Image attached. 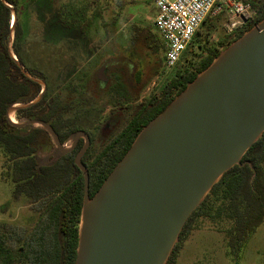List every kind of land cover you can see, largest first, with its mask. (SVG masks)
<instances>
[{
  "label": "trees",
  "instance_id": "obj_1",
  "mask_svg": "<svg viewBox=\"0 0 264 264\" xmlns=\"http://www.w3.org/2000/svg\"><path fill=\"white\" fill-rule=\"evenodd\" d=\"M31 1L37 5L40 0ZM238 1L249 4L256 13L255 18L226 34L216 44L200 32L206 20L189 45L196 43L197 52H193L187 64L165 83L160 95H152L144 100L140 98L139 86L143 84V76L133 63L134 51L122 57L132 64L128 67L135 72L130 68V75L126 74L125 69L120 73L111 70L113 62L108 63L110 68L104 64L100 68L101 77L90 78L94 96L100 97L107 88L110 90L108 101L99 110V104L93 101L97 98H86L83 94L86 87L82 83H78L76 88L75 84H69L70 81H62L63 76H68V73H63L68 72L73 64L79 66V72L82 64L77 60L89 54L86 52L88 44L84 43L88 28L86 21L83 20L82 25L73 23L69 6L61 5L57 9L56 32L59 36L56 42L49 35L51 27L43 21L44 35H41L39 21L37 38L26 39L24 26L20 22L26 0H5V3L0 0V150L4 155L1 175L2 179L15 186L14 201L27 199L32 211L39 215L31 229L0 223V264H77L80 243L85 176L76 160L86 142L79 138L71 151L59 153L53 162L47 161L48 158L40 159L42 148L54 145L50 134L40 127L13 125L8 118L10 108L30 104L42 92V85L26 76L22 68L32 78L43 81L46 91L35 103L19 108L15 118L19 123H45L54 130L62 145L70 141L74 143L80 133L87 136L89 145L81 163L89 173L92 199L129 152L141 131L213 65L220 57L222 48L238 42L264 22V0ZM13 11L17 17L14 28ZM207 28L211 31L215 26ZM73 29L81 34L76 37L75 43L66 35ZM146 31L143 30L141 36L137 35L122 51H128L130 45L140 44L141 50H153L155 55L163 53L165 61L167 50L163 39L159 34L158 37ZM122 61L120 64L124 67L126 63ZM80 72L77 78L87 75L83 69ZM64 91L74 99L69 98L66 102L62 97ZM108 104H111L108 107L110 112L103 116ZM200 219L226 223L225 228L215 230L224 235L233 255L242 251L263 224L264 133L245 152L240 162L224 173L191 213L166 264H178L183 244L194 229H199V226L195 227Z\"/></svg>",
  "mask_w": 264,
  "mask_h": 264
},
{
  "label": "water",
  "instance_id": "obj_2",
  "mask_svg": "<svg viewBox=\"0 0 264 264\" xmlns=\"http://www.w3.org/2000/svg\"><path fill=\"white\" fill-rule=\"evenodd\" d=\"M16 19L15 14L12 28ZM260 25L141 131L92 199L89 173L81 163L89 145L84 133L67 149L45 123L10 120L11 112L35 103L46 91L43 81L22 68L42 85V92L34 102L10 108V122L44 125L62 154L82 136L87 138L76 160L85 176L82 227L88 215L85 235L80 227L77 264H158L212 187L263 135L264 22ZM174 245L175 241L164 264Z\"/></svg>",
  "mask_w": 264,
  "mask_h": 264
},
{
  "label": "rangeland",
  "instance_id": "obj_3",
  "mask_svg": "<svg viewBox=\"0 0 264 264\" xmlns=\"http://www.w3.org/2000/svg\"><path fill=\"white\" fill-rule=\"evenodd\" d=\"M55 1L40 0L38 4L35 5L31 0H26V3H24V13L20 17V22L24 26L25 37L26 39H36L39 24L41 25V35H44L45 24H43V22H46L49 24V27H51L49 35L52 40L56 42L59 36L56 32L57 9L61 5L69 6V16L73 23L82 25L81 23L83 20L86 21L85 25H88V28L84 43L88 44L86 52H89V54H84V57L79 58L77 61L82 64L80 67H82L87 75L83 72L84 75L81 78H77L82 69L77 72L79 66L76 67L73 64L68 72L63 73V75L68 73V76L67 78L63 76L62 81L66 82L67 80L66 83L70 81L69 84H75L76 88L78 87V83H82L86 87L84 88L85 91H83V94L87 96L86 98H97L93 101L99 104L97 106L99 110L102 105L106 104L105 101H108L110 90L107 88L100 94V97L94 96L92 92L93 84L90 78L95 76L99 79V77H101L100 68L104 64L108 65V63L111 64L113 62L112 68L108 65L111 70L120 73V70L125 69L126 74L130 75L129 70L131 67L128 66L132 64L128 60L125 61V58L122 57H124L123 55H128V52L134 51V57H132L133 63L142 71L143 84L139 87L141 88L140 98L144 100L152 95H160L165 83L173 77L176 71L182 69L187 64V60L190 59L193 52H197V44L192 43V45L187 48V52L183 54L177 67L167 70L164 65L163 53L155 55L153 50H141L140 44L130 45L128 46V51H122L124 46L131 44L132 40H134L137 35L141 36L143 30L151 31L158 36L153 25L156 9L150 0ZM120 4H122V6H120ZM14 17L15 14L12 12V24L14 22ZM230 22H232L230 17L227 14H223L219 18L215 17L209 19L205 27L200 29V32L207 40L216 44L218 41L224 39L226 34H229L226 26ZM208 26H215V28L210 31L207 28ZM66 35L75 43L76 37L81 34L73 29L69 30ZM12 38L14 39L13 34ZM236 44L237 43H234L231 46L222 48L218 60L226 57L235 48ZM50 52H52V50ZM120 61H125L126 64L124 67H122ZM132 71L135 72L134 69ZM54 74L55 72L53 75ZM203 76L204 74L200 75L198 79ZM55 90L57 91L58 87ZM65 93L66 91H64L62 97L65 98L67 102V100L73 96L70 97ZM110 105L111 104H108L105 109L103 108L106 112L103 116L109 114L110 110L108 107ZM12 121L15 124H20L15 118V112L12 116ZM82 138L86 142V136H82ZM53 143V146H44L42 148L39 154L41 160L48 158L47 161L53 162L57 159L59 150H57V144L54 140ZM72 146L73 142L70 141L64 144L63 148ZM3 161L4 155L0 150V223L20 225L31 229L38 220L39 215L32 211V207L27 199L22 198L20 201H14V184L2 179L1 166ZM225 226V222H213L209 219L198 220L195 228L198 227L199 229H194L184 242L182 248L184 251L179 264H264V222L246 242L238 255L230 253L224 235L215 230L223 229ZM177 241L176 239L175 244Z\"/></svg>",
  "mask_w": 264,
  "mask_h": 264
},
{
  "label": "built area",
  "instance_id": "obj_4",
  "mask_svg": "<svg viewBox=\"0 0 264 264\" xmlns=\"http://www.w3.org/2000/svg\"><path fill=\"white\" fill-rule=\"evenodd\" d=\"M157 9L154 28L166 46L164 65L174 69L191 44L201 25L211 18L227 14L228 33L255 18V11L238 0H152ZM238 26V27H237Z\"/></svg>",
  "mask_w": 264,
  "mask_h": 264
},
{
  "label": "bare ground",
  "instance_id": "obj_5",
  "mask_svg": "<svg viewBox=\"0 0 264 264\" xmlns=\"http://www.w3.org/2000/svg\"><path fill=\"white\" fill-rule=\"evenodd\" d=\"M13 114H14V112H11V113H10V120H11V121H12V116H13ZM12 122H13V121H12ZM13 123H14V122H13ZM14 124H15V123H14ZM36 126H37V127H41V128H45V126H44V125H41V124H36ZM236 160H238V158H237ZM90 204H91V203L89 202V203H88V209H89L90 212H91L92 210L90 209ZM87 220H88V215H85V216H84V219H83V221H84V222H83V227L81 228V232H82L83 235H85V234L88 232ZM175 239H176V236L171 240V242L169 243V245L166 247V249H165L163 255L161 256V259L159 260V263H158V264H164V263H165V261H166L168 255H169V252H170V250H171V247H172V245H173Z\"/></svg>",
  "mask_w": 264,
  "mask_h": 264
},
{
  "label": "crops",
  "instance_id": "obj_6",
  "mask_svg": "<svg viewBox=\"0 0 264 264\" xmlns=\"http://www.w3.org/2000/svg\"><path fill=\"white\" fill-rule=\"evenodd\" d=\"M150 1H151V3L153 4L152 0H150ZM153 6H154V4H153ZM154 8H155V6H154ZM155 9H156V8H155ZM156 16H157V9H156V13H155V16H154V20H155ZM183 251H184V249H182V251H181V254H180V256H179V260H178V264H179V262H180V260H181V258H182Z\"/></svg>",
  "mask_w": 264,
  "mask_h": 264
},
{
  "label": "flooded vegetation",
  "instance_id": "obj_7",
  "mask_svg": "<svg viewBox=\"0 0 264 264\" xmlns=\"http://www.w3.org/2000/svg\"><path fill=\"white\" fill-rule=\"evenodd\" d=\"M18 124V123H17ZM70 147H68L67 149H69Z\"/></svg>",
  "mask_w": 264,
  "mask_h": 264
}]
</instances>
